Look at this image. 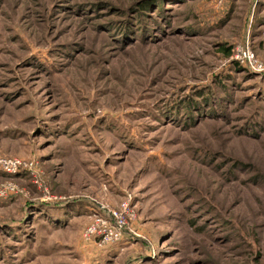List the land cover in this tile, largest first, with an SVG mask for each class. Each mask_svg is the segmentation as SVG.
<instances>
[{"label": "rangeland", "instance_id": "374dc122", "mask_svg": "<svg viewBox=\"0 0 264 264\" xmlns=\"http://www.w3.org/2000/svg\"><path fill=\"white\" fill-rule=\"evenodd\" d=\"M0 158V264H264V0H0Z\"/></svg>", "mask_w": 264, "mask_h": 264}, {"label": "built area", "instance_id": "2783aa9c", "mask_svg": "<svg viewBox=\"0 0 264 264\" xmlns=\"http://www.w3.org/2000/svg\"><path fill=\"white\" fill-rule=\"evenodd\" d=\"M24 164L16 159L0 158V170L7 175H16L20 173ZM16 187L11 184H4L0 187V197L4 198L14 194ZM129 209L123 205L120 211L111 212V220L95 221L88 226L83 233L85 240H100L103 244H114L122 238V233L127 225Z\"/></svg>", "mask_w": 264, "mask_h": 264}, {"label": "trees", "instance_id": "16d2710c", "mask_svg": "<svg viewBox=\"0 0 264 264\" xmlns=\"http://www.w3.org/2000/svg\"><path fill=\"white\" fill-rule=\"evenodd\" d=\"M145 1H146V0H145ZM142 7H146V4H143ZM223 49H224L223 51L228 52V54L230 53V50H227L226 48H223ZM205 105H207V104H205ZM194 108H195V106H193L192 109L194 110ZM189 116H190V115H189ZM189 118H190V119H193L192 116H190ZM50 206L53 207L52 205H50ZM50 206H47V207L49 208ZM53 218L56 219V220L63 219V217H62V216H59V215L54 216Z\"/></svg>", "mask_w": 264, "mask_h": 264}]
</instances>
